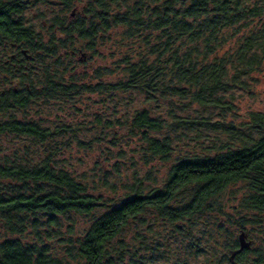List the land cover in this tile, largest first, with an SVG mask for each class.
I'll return each mask as SVG.
<instances>
[{
    "label": "trees",
    "instance_id": "1",
    "mask_svg": "<svg viewBox=\"0 0 264 264\" xmlns=\"http://www.w3.org/2000/svg\"><path fill=\"white\" fill-rule=\"evenodd\" d=\"M80 1L0 0V45H20L32 57L27 63L34 64L43 43L26 24L24 14L34 5L53 2L62 4L67 14ZM85 5L76 19H53V35L59 31L71 42L75 38L87 42L94 53L101 38L123 30L127 37L121 45L129 50L138 46L133 49L134 57L122 60L123 79L85 85L79 93L142 94L155 102L156 111L171 105L169 122L147 108L136 110L126 120L146 163L162 162L170 167L161 187L144 196L145 181H137L124 188L130 192L128 197L96 218V210L104 206L102 199L90 195L84 181L58 166L55 156L59 151L48 146L72 129L0 118V139H25L47 149L38 163L28 159L27 147H17L13 160L0 159V221L9 233V237L0 235V264H115V257L122 261L132 252L124 241L118 248L112 243L139 216L151 210L176 224L213 213L221 208L217 198L237 184H243L246 191L241 208L250 213L244 225L251 224L252 214L257 222L264 221V114L250 113L240 127L226 121L236 109L234 92L247 89L253 76L263 72L264 0H89ZM19 56L10 61L19 63ZM21 59L22 69L26 61ZM21 71V81L26 83L20 91L0 95V116L27 110L34 100L44 98L43 93L51 99L61 92L65 99L76 90L75 85L62 87L53 78L44 80L37 90L28 82L29 71ZM101 72H96L97 79ZM71 213L94 219L76 246L72 244L74 251L63 255L56 248L51 250L49 242L57 236L50 232L61 228L59 217ZM38 215L45 218V224L37 219L30 224L29 216ZM44 226L48 234L39 231ZM28 229L34 231L35 242L22 240ZM238 249V242L229 248V264ZM248 252L238 254L235 262L240 264Z\"/></svg>",
    "mask_w": 264,
    "mask_h": 264
},
{
    "label": "rangeland",
    "instance_id": "2",
    "mask_svg": "<svg viewBox=\"0 0 264 264\" xmlns=\"http://www.w3.org/2000/svg\"><path fill=\"white\" fill-rule=\"evenodd\" d=\"M88 1L78 2L67 14L59 2L34 5L24 14L26 24L32 27L43 43L34 58L37 62L32 65L27 63L28 82H32L35 89L41 90L44 80L53 78L62 87L75 85V92L71 91L65 99L61 92L51 99L43 93L45 100H34L27 110H12L0 118L34 120L51 129L58 126L72 129V132L48 146L58 149L55 156L58 166L68 170L76 179L84 181L89 186L90 195L102 199L104 206L96 210L97 218L128 197L130 192L126 193L124 188L133 186L137 181H145L142 192L144 196L150 194L152 188L161 187L170 164H147L138 138L130 136L129 124L126 123L128 116L136 110L147 108L155 114V102H149L145 96L136 93L100 95L81 90L79 93V89L85 85L98 82L109 84L123 79L121 72L125 64L122 60L129 55L134 57L136 54L133 51L138 46L129 50V46L121 45L125 41L122 38L126 36L123 30L116 31L111 38H101L94 53L89 51L87 42L77 38L71 42L59 31H54L53 35V19L59 16L76 19ZM9 49L0 45V56L9 58L12 53ZM98 70H102L101 79H97ZM103 70H108V73L104 74ZM21 75L20 71L7 77L0 75V95L12 89L21 90L26 83L21 81ZM253 77L254 80L247 85V89L234 92L236 109L226 120L237 123L239 127L248 121L250 113L264 114V68L262 73ZM164 105L156 112L169 122L167 113L171 105ZM214 120L219 119L214 117ZM24 140L8 136L1 138L0 159L8 156L13 160L17 147H27L28 159L34 163L41 162L46 157L47 149L43 145H31ZM21 156L23 157L22 154ZM242 188L243 184L230 186L217 198L221 205L219 210L182 223L171 224L158 218L151 210L139 216L122 237L113 241V248H118V243L124 241L132 252L130 255L126 254L122 261L115 257V264H134L131 259L136 264H141V258H145L144 264H229V248L236 245L242 231L248 235L252 248L238 262L254 264L259 261L264 264V221L257 222L252 214L248 219L251 224L244 225V219L250 213L247 214L241 208V199L246 193ZM41 216H29L30 224L37 219L44 225L46 220ZM59 218L61 228H53L54 233L49 231L57 239L49 243L50 246L53 244L51 250L56 248L59 254L64 255L65 251L73 250L71 246H76V241L89 229L94 217L71 213ZM261 219L264 220V217L261 216ZM46 229V226L40 227L39 231L48 234ZM0 235H9L1 221ZM21 238L31 243L37 239L31 229L26 230ZM141 244L147 246L141 249ZM63 255L59 257L62 258Z\"/></svg>",
    "mask_w": 264,
    "mask_h": 264
},
{
    "label": "flooded vegetation",
    "instance_id": "3",
    "mask_svg": "<svg viewBox=\"0 0 264 264\" xmlns=\"http://www.w3.org/2000/svg\"><path fill=\"white\" fill-rule=\"evenodd\" d=\"M5 47H9V46H5ZM9 48H10L9 50L12 51V53H11L9 58L5 59L4 57L0 56V75L7 77V76H11L13 74H18L19 71H20V74H23V72L21 70H28L27 60H30L32 57L30 55H28L26 53V51L24 50V48H22L20 45L12 44V45H10ZM18 56L20 57V60L18 59L19 63H17V60H16L15 63H12L10 61V59H15ZM22 57L26 61V62H24L25 63L24 65H26V66L23 67L24 69L23 68L21 69V64L22 63L20 61L22 60L21 59ZM2 66L5 67L4 70L1 69ZM12 91H20V89H12L10 91L2 92L3 93L2 95L8 96L10 94V92H12Z\"/></svg>",
    "mask_w": 264,
    "mask_h": 264
},
{
    "label": "water",
    "instance_id": "4",
    "mask_svg": "<svg viewBox=\"0 0 264 264\" xmlns=\"http://www.w3.org/2000/svg\"><path fill=\"white\" fill-rule=\"evenodd\" d=\"M238 243H239V249L232 253L231 257H230V263L231 264H237L235 262V258L238 254H241L244 251H249L252 248V243L251 241L248 240V235L242 231L241 234L238 237Z\"/></svg>",
    "mask_w": 264,
    "mask_h": 264
}]
</instances>
